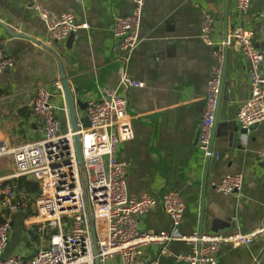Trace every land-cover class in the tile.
<instances>
[{"label":"crops","instance_id":"1","mask_svg":"<svg viewBox=\"0 0 264 264\" xmlns=\"http://www.w3.org/2000/svg\"><path fill=\"white\" fill-rule=\"evenodd\" d=\"M36 3L56 13H72L89 29L53 42L34 10ZM132 10L130 0H85L83 5L74 0H0V49L15 63L0 75V145L15 149L41 139V122L33 113L40 87L52 93L57 118L67 129L70 119L65 94L55 89L57 82L62 83L63 71L76 100H100L107 90L128 101L134 138L118 149L116 158L128 165L129 197L155 200V207L141 220L143 232L171 230L161 203L169 190L177 191L185 202L183 234L232 233L235 219L243 233L260 229L264 224V163L259 153L264 151V123L242 138L237 113L249 96L250 84L247 61L240 47L229 40L240 25L235 0H146L143 42L130 62L133 79L145 83L144 88L121 82L122 65L113 39L115 17L127 16ZM205 13L214 17L213 42L224 45L225 54L212 156L198 147L207 84L215 62V48L201 40ZM245 26L255 32V45L264 51V0H252ZM76 112L83 124L86 112L78 107ZM13 171L12 158L0 157L2 177H10ZM235 174L244 178L240 196H225L215 189L225 176ZM36 198L31 209L34 215ZM34 215L27 209L13 217L6 256L31 259L46 246L37 227L27 225ZM17 222L26 233L24 239L14 242ZM29 232H36L37 239ZM168 250L186 255L190 247L172 243ZM157 255L156 246L146 248L144 262L152 264ZM105 264L121 263L116 258ZM158 264L185 263L163 257ZM218 264H264V234L247 246H224Z\"/></svg>","mask_w":264,"mask_h":264},{"label":"built area","instance_id":"2","mask_svg":"<svg viewBox=\"0 0 264 264\" xmlns=\"http://www.w3.org/2000/svg\"><path fill=\"white\" fill-rule=\"evenodd\" d=\"M74 1L78 5L85 2ZM130 2L133 5L131 14L114 19L113 39L122 65L121 82L131 88H144L145 83L133 79L130 62L143 42L141 25L146 0ZM235 5L240 25L236 26L229 40L240 47L248 64L250 92L237 113L242 138L246 139L251 127L264 123V51L255 45V32L245 26L252 0H235ZM33 7L53 42H62L80 30L89 29L88 24H79L72 13H56L39 3ZM214 23L212 14L205 13L201 23V40L206 46L215 48V62L207 84L198 137V147L207 156L213 155L209 150L225 65L224 45L213 42ZM14 64V60L0 49V75L12 69ZM55 89L64 92L61 82H57ZM52 97L45 87L36 91L33 113L41 122L39 141L15 149L0 145V157H11L14 165L10 177H0V213L4 216V221L0 223V264H94L95 256L74 146L75 135L80 137L100 264L116 258L121 264H146L143 255L150 246L158 248L157 258L152 264H158L163 257L174 258L185 264H218L224 246H247L264 234V224L254 232H241L236 219L233 220L236 230L232 233L205 234L195 231L183 234L180 227L184 219L185 202L174 190L167 191L161 198L162 208L170 219L171 230L143 232L141 220L155 207V200L149 196L129 197L128 165L116 158L118 149L134 138L127 99L106 90L100 100H88L86 116L90 127L84 128L82 122L78 121L77 133H73L70 124L66 130L62 128ZM259 160L264 163V151L259 153ZM20 178L33 179L39 186L35 215L27 225L36 226L41 240L47 242L31 259L23 255L6 256L13 217L29 208V200L12 185ZM243 184L242 175H227L215 185V189L225 196H240ZM172 243H184L190 247V252L174 255L168 250Z\"/></svg>","mask_w":264,"mask_h":264},{"label":"water","instance_id":"3","mask_svg":"<svg viewBox=\"0 0 264 264\" xmlns=\"http://www.w3.org/2000/svg\"><path fill=\"white\" fill-rule=\"evenodd\" d=\"M61 79H62V86H63L65 98H66L67 110H68V114H69L71 129H72L73 133H77L78 116H77V112H76V107H78L81 110V112H86L87 103L83 102L81 99L76 100L73 97V94H72L71 89L67 83V80L65 78L63 71L61 74ZM223 79H224V74H223ZM222 84H223V80H222ZM221 89H222V87H221ZM219 99H220V97H219ZM217 111H218V109H217ZM216 120H217V113H216V117H215L213 133H212V138H211V144H210V150H209L210 154L212 153L213 136H214V130L216 127ZM83 127L84 128L90 127L89 119L87 116H85L83 119ZM257 127H258V125L251 127L250 131L257 128ZM74 146H75L76 157H77V162H78V167H79L80 177H81V182H82V188H83V193H84V198H85V205H86L89 230H90L91 239H92L93 254L95 256L94 264H100V260L98 258V243H97L96 226H95V221L93 219L91 205H90V199H89V194H88V189H87V184H86L84 164H83L80 137L78 135L74 136ZM2 176L3 175L0 174V177H2ZM28 235L33 238L32 232H29Z\"/></svg>","mask_w":264,"mask_h":264},{"label":"trees","instance_id":"4","mask_svg":"<svg viewBox=\"0 0 264 264\" xmlns=\"http://www.w3.org/2000/svg\"><path fill=\"white\" fill-rule=\"evenodd\" d=\"M12 185L16 187L18 191L22 192V194H24V196H26V198L29 200V215H34L31 209L34 204V199L40 194L37 182L29 178H20L14 181ZM3 221L4 216L0 213V223ZM33 237L37 239L38 236L36 232L34 233Z\"/></svg>","mask_w":264,"mask_h":264},{"label":"rangeland","instance_id":"5","mask_svg":"<svg viewBox=\"0 0 264 264\" xmlns=\"http://www.w3.org/2000/svg\"><path fill=\"white\" fill-rule=\"evenodd\" d=\"M22 229H23V233L21 231V225L19 224V222H17L14 226V235H15V237H13L14 242L20 241V239H24L22 234H25L26 230H25L24 226H22Z\"/></svg>","mask_w":264,"mask_h":264}]
</instances>
